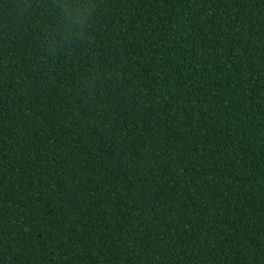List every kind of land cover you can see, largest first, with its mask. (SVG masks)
<instances>
[{"label": "trees", "instance_id": "16d2710c", "mask_svg": "<svg viewBox=\"0 0 264 264\" xmlns=\"http://www.w3.org/2000/svg\"><path fill=\"white\" fill-rule=\"evenodd\" d=\"M0 264H264V0H0Z\"/></svg>", "mask_w": 264, "mask_h": 264}, {"label": "clouds", "instance_id": "9594fccd", "mask_svg": "<svg viewBox=\"0 0 264 264\" xmlns=\"http://www.w3.org/2000/svg\"><path fill=\"white\" fill-rule=\"evenodd\" d=\"M66 21L72 25H82L86 23L88 16L91 15L90 9L84 8L81 10H73L71 8L65 9Z\"/></svg>", "mask_w": 264, "mask_h": 264}]
</instances>
